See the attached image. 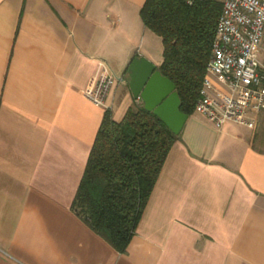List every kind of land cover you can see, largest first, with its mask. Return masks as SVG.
<instances>
[{
	"label": "crops",
	"instance_id": "crops-1",
	"mask_svg": "<svg viewBox=\"0 0 264 264\" xmlns=\"http://www.w3.org/2000/svg\"><path fill=\"white\" fill-rule=\"evenodd\" d=\"M144 2L0 0V264H264V113L188 116L124 253L72 209L104 113L141 103L129 63H162ZM102 64L115 82L98 106L84 90Z\"/></svg>",
	"mask_w": 264,
	"mask_h": 264
},
{
	"label": "trees",
	"instance_id": "trees-1",
	"mask_svg": "<svg viewBox=\"0 0 264 264\" xmlns=\"http://www.w3.org/2000/svg\"><path fill=\"white\" fill-rule=\"evenodd\" d=\"M220 0H145L143 25L162 42L161 74L191 116L211 57ZM142 102L120 122L104 113L72 209L116 251L124 253L172 145L179 139Z\"/></svg>",
	"mask_w": 264,
	"mask_h": 264
},
{
	"label": "built area",
	"instance_id": "built-area-1",
	"mask_svg": "<svg viewBox=\"0 0 264 264\" xmlns=\"http://www.w3.org/2000/svg\"><path fill=\"white\" fill-rule=\"evenodd\" d=\"M195 1L207 0H187L189 4ZM221 2L195 113L216 128L226 122L253 126L264 113V0ZM114 82V75L102 64L84 96L95 105L105 106Z\"/></svg>",
	"mask_w": 264,
	"mask_h": 264
},
{
	"label": "water",
	"instance_id": "water-1",
	"mask_svg": "<svg viewBox=\"0 0 264 264\" xmlns=\"http://www.w3.org/2000/svg\"><path fill=\"white\" fill-rule=\"evenodd\" d=\"M128 86L145 110L153 112L175 134H180L188 115L180 110L175 84L146 57L136 56L128 65Z\"/></svg>",
	"mask_w": 264,
	"mask_h": 264
},
{
	"label": "rangeland",
	"instance_id": "rangeland-1",
	"mask_svg": "<svg viewBox=\"0 0 264 264\" xmlns=\"http://www.w3.org/2000/svg\"><path fill=\"white\" fill-rule=\"evenodd\" d=\"M159 56H161V53L158 54V57ZM128 81H129V77H128ZM238 127H241V128L248 130L247 128H245L243 126H238ZM254 144L256 146H258V148L264 150V114H262L258 118L257 125H256Z\"/></svg>",
	"mask_w": 264,
	"mask_h": 264
}]
</instances>
